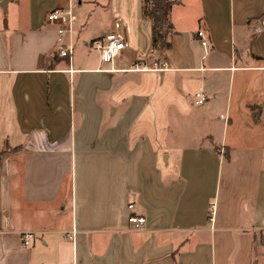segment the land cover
Listing matches in <instances>:
<instances>
[{"label":"crops","instance_id":"obj_1","mask_svg":"<svg viewBox=\"0 0 264 264\" xmlns=\"http://www.w3.org/2000/svg\"><path fill=\"white\" fill-rule=\"evenodd\" d=\"M4 1L0 264H264V0H172L162 51L142 0H109L107 26L76 15L70 58L47 13L101 0ZM117 20L105 62L90 48Z\"/></svg>","mask_w":264,"mask_h":264},{"label":"built area","instance_id":"obj_2","mask_svg":"<svg viewBox=\"0 0 264 264\" xmlns=\"http://www.w3.org/2000/svg\"><path fill=\"white\" fill-rule=\"evenodd\" d=\"M72 6L69 7H58L52 11H49L46 15V20L49 23H54L57 26V32L59 35V54L62 57L70 58L73 53V48L65 47L63 41L64 38L73 31V27L76 23V15L73 12ZM122 23L117 20L114 23V31L106 33L104 36L95 38L92 41L93 47L100 53V56L103 61L111 62L114 58L120 55L125 51L127 47L125 35L122 33ZM264 31V19L261 21V28L258 29V32ZM201 37L202 46L207 49L208 42L207 38L203 31L199 32ZM167 67V64L162 60H152V61H143L136 62L134 67L131 69L136 72H154L160 71ZM195 103L197 105H202L207 101V95L204 89H199L195 95ZM130 208H133V205H130ZM128 222L134 227V229H142L145 225L146 218L144 216H137L131 214L128 218ZM22 240L25 246H30L32 240L35 237L34 232H24L22 233ZM262 245L264 247V233L261 236Z\"/></svg>","mask_w":264,"mask_h":264},{"label":"trees","instance_id":"obj_3","mask_svg":"<svg viewBox=\"0 0 264 264\" xmlns=\"http://www.w3.org/2000/svg\"><path fill=\"white\" fill-rule=\"evenodd\" d=\"M173 4L172 0H142V16L152 24L154 51L169 50L172 47V37L177 33L170 17ZM263 232L260 233V238Z\"/></svg>","mask_w":264,"mask_h":264},{"label":"rangeland","instance_id":"obj_4","mask_svg":"<svg viewBox=\"0 0 264 264\" xmlns=\"http://www.w3.org/2000/svg\"><path fill=\"white\" fill-rule=\"evenodd\" d=\"M109 0H101L100 4L96 7V5H94L93 3H86L87 4V8L85 9H74V14L80 17V20H84L85 19H89L88 20V25L89 23H91V26H96L98 23H105V26H107L110 23V19L108 17V13H109ZM112 5V3H110V6ZM2 7V4H1ZM88 14V15H87ZM89 16V17H88ZM91 49V53H98L97 50L92 47ZM80 47L77 48V46L75 47L74 53L75 56H78L80 54ZM230 131H232V128H230Z\"/></svg>","mask_w":264,"mask_h":264},{"label":"water","instance_id":"obj_5","mask_svg":"<svg viewBox=\"0 0 264 264\" xmlns=\"http://www.w3.org/2000/svg\"><path fill=\"white\" fill-rule=\"evenodd\" d=\"M2 7L5 9L6 8V0L4 1V3H2Z\"/></svg>","mask_w":264,"mask_h":264}]
</instances>
